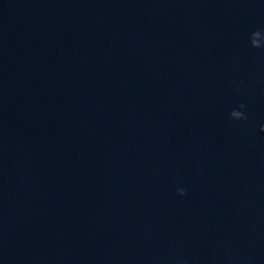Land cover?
Here are the masks:
<instances>
[{"label": "water", "instance_id": "1", "mask_svg": "<svg viewBox=\"0 0 264 264\" xmlns=\"http://www.w3.org/2000/svg\"><path fill=\"white\" fill-rule=\"evenodd\" d=\"M261 125L264 0H0V264H264Z\"/></svg>", "mask_w": 264, "mask_h": 264}, {"label": "clouds", "instance_id": "2", "mask_svg": "<svg viewBox=\"0 0 264 264\" xmlns=\"http://www.w3.org/2000/svg\"><path fill=\"white\" fill-rule=\"evenodd\" d=\"M259 32H254L252 35L255 36V35H258ZM254 46H258V44H255V43H252ZM241 108H243L244 106L241 105L240 106ZM231 117L235 118V119H241V118H245L244 117V114L240 111H236V110H233L231 113H230ZM261 130H264V125H261ZM181 195L184 194V189H178L177 190Z\"/></svg>", "mask_w": 264, "mask_h": 264}]
</instances>
